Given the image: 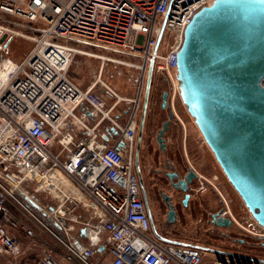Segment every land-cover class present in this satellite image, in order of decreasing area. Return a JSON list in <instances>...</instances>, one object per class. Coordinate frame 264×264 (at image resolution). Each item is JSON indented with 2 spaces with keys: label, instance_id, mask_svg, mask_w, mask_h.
Returning <instances> with one entry per match:
<instances>
[{
  "label": "built area",
  "instance_id": "built-area-1",
  "mask_svg": "<svg viewBox=\"0 0 264 264\" xmlns=\"http://www.w3.org/2000/svg\"><path fill=\"white\" fill-rule=\"evenodd\" d=\"M213 1L0 0V255L11 264H264L235 251L206 262L195 244L156 239L132 161L150 63L177 94L184 29ZM7 17L36 34L18 62L6 56L18 33ZM77 56L135 70L133 97L107 107L95 84L78 88L67 77ZM121 101L130 105L122 122L110 116ZM103 120L113 144L99 133ZM220 216L235 222L229 210ZM250 225L264 247V229ZM29 240L43 251L34 262Z\"/></svg>",
  "mask_w": 264,
  "mask_h": 264
},
{
  "label": "water",
  "instance_id": "water-1",
  "mask_svg": "<svg viewBox=\"0 0 264 264\" xmlns=\"http://www.w3.org/2000/svg\"><path fill=\"white\" fill-rule=\"evenodd\" d=\"M152 78L148 68L138 128L141 140ZM175 80L179 99L251 219L264 229V0H214L199 9L184 29L177 52ZM167 93L162 94V108ZM174 114L169 111L156 135L163 134ZM113 136L117 132L111 129ZM105 142L108 136H103ZM189 170L175 188L189 198ZM179 186V187H178ZM156 239L174 243L155 230ZM171 214L169 222L171 221ZM217 228L231 227L228 217L212 216ZM83 232H81L82 234ZM206 252L219 254L214 249Z\"/></svg>",
  "mask_w": 264,
  "mask_h": 264
},
{
  "label": "rangeland",
  "instance_id": "rangeland-1",
  "mask_svg": "<svg viewBox=\"0 0 264 264\" xmlns=\"http://www.w3.org/2000/svg\"><path fill=\"white\" fill-rule=\"evenodd\" d=\"M7 19L13 23L14 26L11 27L13 31L26 36V39L21 36H14L6 53L9 59L18 62L33 47V42L29 40V36L32 37L36 34L30 32L29 25L23 20L16 17H7ZM67 77L82 90L88 88L99 77L103 84H106L110 90L118 95V97L124 99H126V90L131 91L132 94H135L136 90L137 72L135 70L108 62L104 63L101 67V62L99 60L90 57H75L67 72ZM162 82H165L164 86H161ZM93 91L97 93L103 99L105 105L109 107L112 102V97L114 96L104 88L102 83L94 87ZM161 91L168 93V102L172 106V112L174 114L169 129L164 134L165 147L168 148L166 152L161 151L156 142V135L160 126L168 117L167 111L157 113ZM150 92V99L152 100L151 111H153L154 115L151 117L152 123L150 129H146L142 135L143 147L148 150L150 149L152 154H155L160 159L169 155L170 151L173 153L174 150L178 149L179 152L185 155V150H187L188 159L193 169L197 174L203 176L207 180V182L203 180L206 192H189L192 195V205L204 206L205 208H209L210 212L214 210L217 207V203H219V196L214 192V187L216 186L221 196L228 202L230 214L235 219L231 227L216 229L211 225H206L207 218H205L204 225L201 223L199 224L198 220H201L200 212L192 209L194 215H191L190 211L187 209L185 211L180 210L184 213L180 212L183 215L181 217L182 220L176 224L170 225V228L165 232L162 231V223L165 221V218H157L154 214V222L158 230L164 237L172 239L175 242L195 245L202 244L210 249L218 250L223 253H232L235 251L264 258V248L259 246V240L245 231V229L253 231L247 209L244 207L243 203L239 202L238 195L226 180L212 153L204 143L198 129L180 101L178 93L173 95L171 83L166 82L163 75L158 74L153 75L151 78ZM174 104L179 106V108L177 107L179 111L175 110ZM129 106L128 102L121 101L116 108V113H121L123 110L128 111ZM157 167H160V165ZM214 174L218 175V182H213L212 176ZM208 182H210L211 185ZM197 186L198 184H196V188ZM163 191H165L167 195L172 192L168 187H164ZM230 199L232 200L231 204H229L228 201ZM201 208L202 207H199L198 209L200 210ZM222 233L231 239L223 238ZM242 241H244V245H242ZM248 242L255 243V248L248 247ZM214 255L215 254L211 252H205L206 262L212 259Z\"/></svg>",
  "mask_w": 264,
  "mask_h": 264
},
{
  "label": "flooded vegetation",
  "instance_id": "flooded-vegetation-1",
  "mask_svg": "<svg viewBox=\"0 0 264 264\" xmlns=\"http://www.w3.org/2000/svg\"><path fill=\"white\" fill-rule=\"evenodd\" d=\"M164 85H165V82H162L161 86H164ZM162 94H163V91L160 92L157 113L162 112V111H167L169 113V111H172V107L168 102V93H167L166 104L164 108H162ZM150 97H151V92L149 90L142 135L144 134L146 129H150L151 123H152L151 117L152 115H154L153 111H151L152 110L151 109L152 100L150 99ZM141 107H142V104H141ZM177 107L179 108L177 104H174L175 110H177ZM140 114H141V108H140ZM139 121H140V116H139ZM170 123L168 125V129H169ZM164 134H163V139H164ZM138 138H139V135H138V130H137L136 144L132 150V161H133L134 171L138 178L141 196H142L143 202L145 203V206L147 203L154 228L158 230V227L155 225V222H154L155 215L157 218H160V217L165 218V221L162 223V231L165 232L170 228V225L176 224L177 222L182 220L181 217L183 216L182 215L183 210L185 211L188 209L190 211V214L194 215V212H192V209H194L200 212L199 214H201V220H198L199 224L201 223L202 225H204L205 218H207L206 225L207 226L211 225L217 229V227H215L214 224L212 223V216L216 213L220 214L221 212L226 211V210H229L230 212L228 202L225 201V199L221 196L220 192L215 186L214 192L218 194L219 196V199H218L219 203H217V207L214 210L210 212V209L205 208L204 206H201V205L193 206L192 205L193 204L191 203L192 195L189 192L190 191L194 192L196 190L197 177L200 176L206 182L207 180L203 176L197 174V172L193 169L192 164L190 163L188 159L187 150H185V155H183L182 152H179L178 149L174 150L173 153L170 151L169 155L165 156L163 159H160L155 154H152L150 149L148 150L143 147L142 136H141V140L139 143H138ZM163 145H164L163 150L160 149L159 146L158 148L164 152L168 151V148L165 147V139L163 140ZM191 159H192V155H191ZM158 165H160V167H157ZM189 170H192L196 174V177L192 179L191 182L188 184L187 192L189 194V198L184 204L183 201L185 199V193L182 192L179 188H175L173 184H177V181L179 179H183ZM212 180L213 182H216V181L218 182L219 181L218 175L214 174L212 176ZM208 183L210 184V182ZM164 187L170 188L172 190L171 194L167 195L165 191H163ZM200 191L206 192L205 186H203ZM238 200L240 203H242L240 198H238ZM228 201H229V204L232 203L231 199ZM199 207H202V208L199 210L198 209ZM170 214H171L172 219L169 222ZM158 234H160L161 237L167 239L166 237H164V235H162L160 231L158 232ZM222 235H223V238L231 239L230 237H228L227 235L223 233ZM167 240L172 241L174 243H180V242H175L172 239H167ZM242 245H244V241H242ZM247 245L248 247L255 248V243L248 242ZM197 246H199L201 249L208 248L207 246H204L202 244H199ZM260 259H262V257H260Z\"/></svg>",
  "mask_w": 264,
  "mask_h": 264
},
{
  "label": "crops",
  "instance_id": "crops-1",
  "mask_svg": "<svg viewBox=\"0 0 264 264\" xmlns=\"http://www.w3.org/2000/svg\"><path fill=\"white\" fill-rule=\"evenodd\" d=\"M102 67V66H101ZM99 80H100V78L98 77L91 85H93V84H95L94 85V87H96L100 82H101V80H100V82H99ZM103 83V82H102ZM90 85V86H91ZM89 86V87H90ZM108 87V86H107ZM87 89V88H86ZM110 89V88H109ZM112 91V90H111ZM113 92V91H112ZM114 93V92H113ZM115 94V93H114ZM126 99H129V98H131V97H133V95L134 94H132L131 93V91H129V90H126ZM116 96H114V97H112V102H111V104L110 105H112L115 101H116V99H117V97H118V95L117 94H115ZM120 104V102L113 108V110L111 111V113H110V116L112 117V118H115L116 120H118V121H120V122H122L123 120H124V118H125V115H126V111L125 110H123L121 113H116V108H117V106ZM109 105V106H110ZM84 108L86 109V106H84L83 108H80V109H78L77 110V113L79 114V113H82V111L84 110ZM111 129H113V127H112V125H111V123L108 121V120H103L101 123H100V125H99V133L101 134V135H104V134H112V137L110 138V140H109V142H110V144H113L114 142H115V140H116V138L113 136V133H112V131H111ZM115 130V129H114ZM80 137H83L82 136V134L81 135H79ZM20 241H21V243L22 244H27V241L26 240H23L22 238H20ZM43 251H42V248L38 245V243L36 242V241H34V242H31L30 240H29V248H28V254H27V256H26V258H28L29 259V262H34V261H36L38 258H39V255L42 253ZM18 259H15V258H13V257H9V256H6V255H0V264H11V263H13L14 261H17Z\"/></svg>",
  "mask_w": 264,
  "mask_h": 264
},
{
  "label": "bare ground",
  "instance_id": "bare-ground-1",
  "mask_svg": "<svg viewBox=\"0 0 264 264\" xmlns=\"http://www.w3.org/2000/svg\"><path fill=\"white\" fill-rule=\"evenodd\" d=\"M17 36H21V37H23V38L26 39V36H24L23 34L18 33ZM99 82H100V80H99ZM174 83H175V85H176V81H175ZM104 85L107 87L106 84H104ZM176 87H177V85H176ZM107 88H108V87H107ZM177 90H178V88H177ZM118 98H121V97H118ZM249 219H250V215H249Z\"/></svg>",
  "mask_w": 264,
  "mask_h": 264
}]
</instances>
